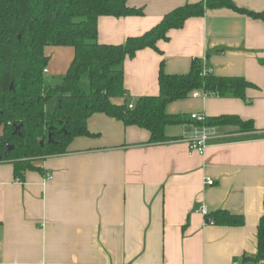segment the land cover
<instances>
[{"label": "crops", "instance_id": "obj_1", "mask_svg": "<svg viewBox=\"0 0 264 264\" xmlns=\"http://www.w3.org/2000/svg\"><path fill=\"white\" fill-rule=\"evenodd\" d=\"M203 1L128 0L129 7L142 9L144 15L101 18L99 43L123 45L176 9ZM233 2L264 12V0ZM168 37L158 44L159 52L146 49L125 61L128 99L159 97L162 67L170 76L187 75L199 61L214 76L244 78L253 84L246 100L192 94L169 104L167 114L191 122L168 127L166 135L172 141L161 145H148L146 130L95 115L89 120L94 137L78 138L68 154L37 162L42 172H29L22 183L12 165L0 164V264L264 260L256 262L264 216V23L228 9L209 11ZM49 56L53 70L64 77L75 53L54 48ZM192 115L235 116L252 121L256 132L207 127L210 137L202 156L189 148L200 129ZM209 180L215 184L207 185ZM204 207L208 217L202 214ZM220 211L242 216L244 225L210 223Z\"/></svg>", "mask_w": 264, "mask_h": 264}, {"label": "trees", "instance_id": "obj_2", "mask_svg": "<svg viewBox=\"0 0 264 264\" xmlns=\"http://www.w3.org/2000/svg\"><path fill=\"white\" fill-rule=\"evenodd\" d=\"M128 0H0V164H10L15 178L24 182L29 172H42L36 163L49 157L68 154L78 138H91L89 120L104 115L125 127H137L150 134L148 145L172 141L166 135L170 126L187 125L185 116L167 114V106L187 99L195 92L209 97L246 100L254 85L244 78L208 75L195 61L187 75L160 72L159 97L131 101L124 83V63L146 49L159 52L158 44L169 40V33L181 30L192 18L209 11L231 10L264 23V12L238 7L233 0H205L178 8L159 25L123 45L99 43V21L104 17L143 16L142 9L131 8ZM71 48L75 57L62 82L45 86L50 63L49 51ZM88 77L89 91L81 85ZM55 100L56 107L47 111ZM130 105L133 108H130ZM196 127L233 126L241 133L256 132L252 121L235 116L206 119ZM49 136L53 143L49 144ZM44 143V145H42ZM14 149L6 157L8 147ZM220 226L241 227L242 216L220 211L210 218ZM264 259V216L258 228L256 262ZM248 258H245L247 261Z\"/></svg>", "mask_w": 264, "mask_h": 264}, {"label": "built area", "instance_id": "obj_3", "mask_svg": "<svg viewBox=\"0 0 264 264\" xmlns=\"http://www.w3.org/2000/svg\"><path fill=\"white\" fill-rule=\"evenodd\" d=\"M47 73L48 71L45 70L44 74L46 75ZM208 75H212V71L204 67L203 72H202V77H206ZM201 95H203L204 99H207L209 97L208 95L204 93L203 94H201L200 92L193 93L194 98L202 97ZM130 108L132 109L133 106L130 105ZM191 120L193 122L204 124L206 122V117L201 116V115H192ZM209 137L210 135L208 133L207 127L206 126L200 127L199 131L197 132L196 138L189 143V148H190L191 153H198L199 155L204 156L206 153ZM214 184H215L214 181H211V180L207 181V185L209 186H213ZM202 214L206 217L209 216V211L207 207L203 208ZM259 264H264V260L259 262Z\"/></svg>", "mask_w": 264, "mask_h": 264}, {"label": "rangeland", "instance_id": "obj_4", "mask_svg": "<svg viewBox=\"0 0 264 264\" xmlns=\"http://www.w3.org/2000/svg\"><path fill=\"white\" fill-rule=\"evenodd\" d=\"M55 52L53 53V56H52V59L53 61L56 59L55 58ZM52 61V60H51ZM49 63V66H48V69L47 71L49 72L47 75H45V86L47 87H54V86H57L59 85L62 80H63V76L62 75H59L58 73H56L54 70H53V65L51 62ZM59 61L62 62L63 61V56L62 54H60V57H59ZM59 62V63H60ZM61 64V63H60ZM81 85L83 86V88L86 90V91H89V80H88V77H84L82 80H81ZM56 107V102L55 100H51L48 105H47V111L48 112H52ZM0 134H1V130H0Z\"/></svg>", "mask_w": 264, "mask_h": 264}, {"label": "water", "instance_id": "obj_5", "mask_svg": "<svg viewBox=\"0 0 264 264\" xmlns=\"http://www.w3.org/2000/svg\"><path fill=\"white\" fill-rule=\"evenodd\" d=\"M49 144H52L53 143V140H52V136H49V142H48ZM42 145H44V143H42ZM14 149V147L13 146H9L8 147V151H7V153H6V157L10 154V152L12 151ZM1 156H0V160H1Z\"/></svg>", "mask_w": 264, "mask_h": 264}]
</instances>
